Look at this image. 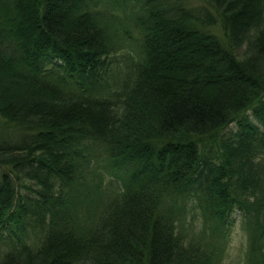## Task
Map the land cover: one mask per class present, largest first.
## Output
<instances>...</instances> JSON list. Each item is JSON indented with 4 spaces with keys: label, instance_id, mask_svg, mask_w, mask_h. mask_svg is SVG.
Listing matches in <instances>:
<instances>
[{
    "label": "trees",
    "instance_id": "trees-1",
    "mask_svg": "<svg viewBox=\"0 0 264 264\" xmlns=\"http://www.w3.org/2000/svg\"><path fill=\"white\" fill-rule=\"evenodd\" d=\"M203 1L0 0V264H264V0Z\"/></svg>",
    "mask_w": 264,
    "mask_h": 264
},
{
    "label": "rangeland",
    "instance_id": "rangeland-1",
    "mask_svg": "<svg viewBox=\"0 0 264 264\" xmlns=\"http://www.w3.org/2000/svg\"><path fill=\"white\" fill-rule=\"evenodd\" d=\"M186 4L190 6H195L197 8H204L207 6L203 0H183ZM116 63L113 64V67ZM119 65L122 64L120 60ZM233 127H230V131H232ZM228 132V131H227ZM236 219V222L231 228L229 229L226 235L220 237V241H218L223 246V262L222 264H242L244 253L246 249V240L244 233L241 229L239 217L233 216ZM185 218L186 223L191 225H196L195 232L201 228L202 223H200L197 219V212H194V209L187 207L185 209ZM193 218V219H191Z\"/></svg>",
    "mask_w": 264,
    "mask_h": 264
}]
</instances>
